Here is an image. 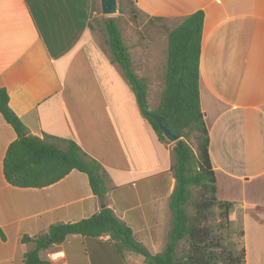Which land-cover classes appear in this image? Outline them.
I'll use <instances>...</instances> for the list:
<instances>
[{
    "label": "crops",
    "instance_id": "1",
    "mask_svg": "<svg viewBox=\"0 0 264 264\" xmlns=\"http://www.w3.org/2000/svg\"><path fill=\"white\" fill-rule=\"evenodd\" d=\"M134 2L143 17L166 20L170 28L203 11L199 102L216 196L232 203L229 219L242 232L245 264H264V0ZM93 10V0H0V88L30 134L69 139L102 165L104 204L154 255L163 251L170 226L173 144L159 140L97 38ZM125 46L134 74L155 78L159 63L147 50L137 47L133 59ZM145 83L149 96L153 88ZM15 139L0 114V264H22L50 225L77 222L103 207L77 170L46 187L10 185L3 158ZM39 257L53 264H143L140 254L118 252L108 235L71 234Z\"/></svg>",
    "mask_w": 264,
    "mask_h": 264
},
{
    "label": "trees",
    "instance_id": "2",
    "mask_svg": "<svg viewBox=\"0 0 264 264\" xmlns=\"http://www.w3.org/2000/svg\"><path fill=\"white\" fill-rule=\"evenodd\" d=\"M125 1L134 2L118 0L119 13L123 12ZM203 17V11H195L167 30L162 70L164 86L157 107L151 111L147 110L146 83L131 68L116 19L103 18L99 30L111 61L123 72L159 140L168 143L149 113L165 119L170 132L179 136L171 149L174 178L168 203L171 218L165 247L160 253L150 254L133 238L131 229L104 204L107 189L102 165L69 139L30 134L9 108L6 90L0 88V114L16 133V139L9 144L3 158L5 180L16 187L41 188L77 170L87 176L92 193L103 204L97 213L77 222L50 225L44 235L33 240L34 247L23 255L22 264H53L41 259L39 252L51 244L61 243L71 234L85 238L108 235L118 252L140 254L143 264H245L242 232L236 233L240 238L239 246L232 241L236 231L229 219L232 203L216 196L215 172L208 153L209 138L200 108L199 53ZM190 132L195 133V148L187 140ZM26 239L29 240L22 238Z\"/></svg>",
    "mask_w": 264,
    "mask_h": 264
},
{
    "label": "rangeland",
    "instance_id": "3",
    "mask_svg": "<svg viewBox=\"0 0 264 264\" xmlns=\"http://www.w3.org/2000/svg\"><path fill=\"white\" fill-rule=\"evenodd\" d=\"M118 8V0H116ZM93 14H91V24L94 30L97 31L96 36L101 40L99 30L102 26V19L112 17L116 19L120 34L124 38L125 44L130 48L132 53H135L133 59H139L137 47H142L147 50V56L154 62H157L158 74L155 78L149 81L150 86L153 88L149 96L146 95L147 110H154L160 98L163 89L162 68L160 63L163 64L165 59L166 43L161 42V38L166 36L168 29H171V24L166 20L153 21L143 15L139 14L136 10L135 3H127L123 6V12L119 13L118 9L111 15H103L100 10L99 0H94ZM142 59V56H141ZM159 66V67H158ZM190 145L195 148V133L190 132L187 138ZM169 143H172L168 141ZM173 144V143H172ZM232 241L239 246L240 238L237 237L238 230L234 231Z\"/></svg>",
    "mask_w": 264,
    "mask_h": 264
},
{
    "label": "water",
    "instance_id": "4",
    "mask_svg": "<svg viewBox=\"0 0 264 264\" xmlns=\"http://www.w3.org/2000/svg\"><path fill=\"white\" fill-rule=\"evenodd\" d=\"M100 10L103 15H111L117 11L116 0H99ZM149 116L156 122L162 135L170 142L174 143L179 139L178 135L172 134L169 130L168 122L157 114L149 113ZM49 241V237H46Z\"/></svg>",
    "mask_w": 264,
    "mask_h": 264
}]
</instances>
